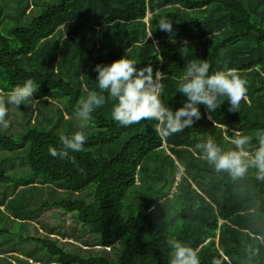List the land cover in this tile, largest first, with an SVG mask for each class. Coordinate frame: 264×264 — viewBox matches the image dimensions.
<instances>
[{
	"label": "trees",
	"instance_id": "trees-1",
	"mask_svg": "<svg viewBox=\"0 0 264 264\" xmlns=\"http://www.w3.org/2000/svg\"><path fill=\"white\" fill-rule=\"evenodd\" d=\"M54 2L10 36L0 31L2 92L32 79L36 100L47 103L45 98L56 92L64 109L76 115L88 92L99 91L95 65L125 55L138 69L151 65L154 73H164L161 99L173 111L183 106L177 81L191 59L207 60L210 72L235 71L247 82V92L236 112L229 111L225 98L214 113L199 105L200 120L170 136L156 131L155 120L129 126L114 121L115 101L105 92L106 103L87 122L95 129L85 134V150L70 154L75 165L49 153L71 130L33 124L16 137L0 133V150L27 148L31 178L70 194L91 189L89 200L64 195L42 207L74 214L100 247H121L109 259L65 250L48 237L19 240L38 245L58 264H170L169 239L197 250L200 264H264V179H257L253 167L239 178L217 172L203 147H197L211 138L224 152L240 151L234 139L246 135L243 150L249 158L259 148L264 132V0ZM165 17L173 21L171 33L158 28ZM3 19L0 7V27ZM11 181L0 174V184Z\"/></svg>",
	"mask_w": 264,
	"mask_h": 264
},
{
	"label": "clouds",
	"instance_id": "clouds-1",
	"mask_svg": "<svg viewBox=\"0 0 264 264\" xmlns=\"http://www.w3.org/2000/svg\"><path fill=\"white\" fill-rule=\"evenodd\" d=\"M173 21L161 18L158 28L171 33ZM182 55L183 54V51ZM185 57V56H184ZM137 62L126 55L108 64H96V82L99 91H89L75 109L76 117L82 122H88L92 113L106 103L103 93L115 101L111 117L122 126L139 123L141 120L157 121L156 131L164 136L182 132L191 127L194 121L201 118L199 105L206 107L209 113H214L220 106L221 98H225L230 112L239 110L241 99L246 95V81L240 78L235 71L218 70L210 72L211 65L207 60L191 59L184 66L182 75L177 81L176 93H180L183 106L173 111L166 106L161 97L164 92V73L153 72L151 65L143 68L136 67ZM34 81L26 80L22 85L12 89L8 97V104L19 107L25 102L31 105L36 92ZM45 99H49L46 97ZM51 102V101H50ZM7 109L0 102V126L7 128L5 120ZM84 123L81 124V129ZM62 144L50 147L49 153L54 158L68 160L74 165V152H83L86 142L84 131H76L68 136L60 137ZM249 142L246 135H238L234 143L240 151H222L211 138L203 145L207 161L214 165L217 172L226 171L233 178L243 177L250 167L256 168L257 179H264V132L259 136V148L249 158L243 146ZM81 171H83L81 169ZM170 264H200L197 250L185 246L179 240L169 239Z\"/></svg>",
	"mask_w": 264,
	"mask_h": 264
},
{
	"label": "rangeland",
	"instance_id": "rangeland-1",
	"mask_svg": "<svg viewBox=\"0 0 264 264\" xmlns=\"http://www.w3.org/2000/svg\"><path fill=\"white\" fill-rule=\"evenodd\" d=\"M54 1L0 0L4 13L1 33L10 36L14 29L26 25L42 10L54 5ZM148 16L149 14L146 17ZM1 85L0 76V102L7 109L5 120L8 123L7 128L0 126L2 134L16 137L33 124L59 132L71 130L74 133L82 130L87 134L95 129L87 122L79 120L76 115L68 113L64 109L62 98L56 92L51 93V102L36 100L34 93V102L31 105L25 102L17 107L7 103L10 93L2 92ZM26 151V147L15 152L0 150V174L5 173L14 179L0 184V264H58L48 258L38 245L19 240V237L27 235L54 239L68 251L100 254L114 259L121 243L111 248L100 247L96 236L87 227L76 223L74 214L63 213L59 208L41 206L46 201L57 200L64 195L68 198L89 200L91 189L70 194L51 183H41L38 177L31 178Z\"/></svg>",
	"mask_w": 264,
	"mask_h": 264
},
{
	"label": "crops",
	"instance_id": "crops-1",
	"mask_svg": "<svg viewBox=\"0 0 264 264\" xmlns=\"http://www.w3.org/2000/svg\"><path fill=\"white\" fill-rule=\"evenodd\" d=\"M146 18H148V17H146ZM145 21H147V19Z\"/></svg>",
	"mask_w": 264,
	"mask_h": 264
}]
</instances>
